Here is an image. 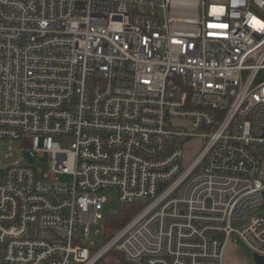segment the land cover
Returning <instances> with one entry per match:
<instances>
[{
  "label": "built area",
  "instance_id": "obj_1",
  "mask_svg": "<svg viewBox=\"0 0 264 264\" xmlns=\"http://www.w3.org/2000/svg\"><path fill=\"white\" fill-rule=\"evenodd\" d=\"M261 25L264 0H0V264L264 257V213L234 226L264 203ZM109 191L140 208L97 245Z\"/></svg>",
  "mask_w": 264,
  "mask_h": 264
},
{
  "label": "rangeland",
  "instance_id": "obj_2",
  "mask_svg": "<svg viewBox=\"0 0 264 264\" xmlns=\"http://www.w3.org/2000/svg\"><path fill=\"white\" fill-rule=\"evenodd\" d=\"M66 145V143H65ZM204 146V140L200 137L191 138L189 141H187L183 145V151H184V159L185 161H191L193 158H195L199 152L202 150ZM22 149V143L20 141L10 142L8 139H1L0 138V164L3 165H11L14 163H17L20 158V152ZM46 158L41 159V167L42 172H48L50 170V165L46 161ZM25 163V162H24ZM59 176V175H58ZM62 180H69L66 176H59ZM120 209V202L118 200V197L113 192H107V202L104 205V213L107 215L110 214H118ZM264 213V203H262L259 207L251 210L248 215L247 219L243 222H234L235 227H240L242 225H247L250 220L257 216ZM243 223V224H242ZM104 225V221L99 222L98 224L92 225L91 230L92 233L99 231L98 236H94L92 234L91 240H93L97 245L101 244L104 241V238L102 237V229L101 226ZM2 248V246H1ZM226 258L231 255V251H238V255L235 257H229L231 261L234 262V264H255L252 260L253 252L248 247V245L243 241V239L237 235L233 234L230 237V242L228 243V246L225 249ZM230 251V252H229ZM225 258V257H224ZM225 258V264L229 262V258ZM99 264H107L106 258L102 259Z\"/></svg>",
  "mask_w": 264,
  "mask_h": 264
},
{
  "label": "trees",
  "instance_id": "obj_3",
  "mask_svg": "<svg viewBox=\"0 0 264 264\" xmlns=\"http://www.w3.org/2000/svg\"><path fill=\"white\" fill-rule=\"evenodd\" d=\"M139 204H140L139 202L120 204V209L118 214H110V215L106 214L104 220L105 241L111 238L118 229H120L123 225H125V223H127L131 219V217H133V215L137 213V211L140 208ZM104 258H106L107 264H126L123 255L117 251L109 252Z\"/></svg>",
  "mask_w": 264,
  "mask_h": 264
},
{
  "label": "water",
  "instance_id": "obj_4",
  "mask_svg": "<svg viewBox=\"0 0 264 264\" xmlns=\"http://www.w3.org/2000/svg\"><path fill=\"white\" fill-rule=\"evenodd\" d=\"M252 260L255 264H264V257L258 255L257 253H253Z\"/></svg>",
  "mask_w": 264,
  "mask_h": 264
},
{
  "label": "crops",
  "instance_id": "obj_5",
  "mask_svg": "<svg viewBox=\"0 0 264 264\" xmlns=\"http://www.w3.org/2000/svg\"><path fill=\"white\" fill-rule=\"evenodd\" d=\"M227 246H228V245H227ZM225 251H226V250H225ZM229 252H230V251H229ZM226 253H227V251H226ZM230 253H231V255H229L227 258H229V257H233V256L236 257V256L238 255V254H237L238 251H236V250L231 251ZM224 257L226 258V254H225V253H224ZM225 258H224L223 264H225V262H226V261H225ZM227 258H226V259H227ZM226 264H234V262L231 261L230 258H229V262H227Z\"/></svg>",
  "mask_w": 264,
  "mask_h": 264
},
{
  "label": "snow or ice",
  "instance_id": "obj_6",
  "mask_svg": "<svg viewBox=\"0 0 264 264\" xmlns=\"http://www.w3.org/2000/svg\"><path fill=\"white\" fill-rule=\"evenodd\" d=\"M257 23H259V22H257ZM220 27H227V25L223 24V25H220ZM261 28H264V25H261Z\"/></svg>",
  "mask_w": 264,
  "mask_h": 264
}]
</instances>
